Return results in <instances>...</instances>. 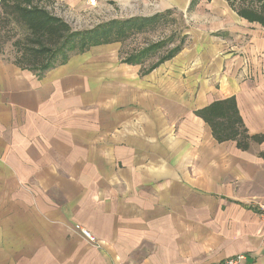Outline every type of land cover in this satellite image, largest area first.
<instances>
[{
  "label": "crops",
  "instance_id": "1",
  "mask_svg": "<svg viewBox=\"0 0 264 264\" xmlns=\"http://www.w3.org/2000/svg\"><path fill=\"white\" fill-rule=\"evenodd\" d=\"M212 32L144 72L127 38L0 57V264H264V30Z\"/></svg>",
  "mask_w": 264,
  "mask_h": 264
},
{
  "label": "rangeland",
  "instance_id": "2",
  "mask_svg": "<svg viewBox=\"0 0 264 264\" xmlns=\"http://www.w3.org/2000/svg\"><path fill=\"white\" fill-rule=\"evenodd\" d=\"M102 2L107 7L100 12ZM15 4L24 11L43 9L47 15L61 19L67 26L50 35H40L38 31L32 30L41 29L23 25L21 17L18 16L21 9L18 11L14 8ZM88 4L85 9L74 10L52 0L2 1L0 57L19 67H34L33 70L40 71L39 67L52 59V50L71 31L88 29L114 18L155 15L157 17L142 23V28L130 31L118 50V58L121 60L143 61L144 72L151 65H158L165 60L162 58L175 47H188L193 41L213 43L217 41L215 37L221 36L218 32L204 35V30H264V0H96L94 4L90 5L89 1ZM248 15L255 20L247 18ZM50 29H53L51 25ZM226 42L229 43V40ZM78 52L81 51H74ZM61 58V55H57L54 59L59 61ZM4 213H0V217L5 218ZM14 234L16 237L18 232L15 231ZM94 237L95 240L88 243L99 245L98 237Z\"/></svg>",
  "mask_w": 264,
  "mask_h": 264
},
{
  "label": "trees",
  "instance_id": "3",
  "mask_svg": "<svg viewBox=\"0 0 264 264\" xmlns=\"http://www.w3.org/2000/svg\"><path fill=\"white\" fill-rule=\"evenodd\" d=\"M2 1L4 2L5 0H0V4ZM14 8H17L18 11L21 9L20 7H17L16 4ZM20 13L21 14H19L18 16L21 17V20L23 21V25H27L29 28L41 29V30H32L34 32L38 31L37 33L40 35H50L52 33H55L57 29H60L61 27L64 28V26H67L64 23V21H61V19L47 15L45 10L43 9H36L33 11L32 10L24 11L21 9ZM154 17L157 16L155 15H153L152 17L133 16L124 19L114 18L107 21H102L97 25L88 29L71 31L67 35L61 34L65 36L61 41L60 45L52 50L51 53L52 59L48 60L43 65H41L39 69L40 71H44L55 64L64 63L68 59L71 52L73 53L75 50L84 51L85 49L93 45L120 41L121 39L127 37L130 31L136 28H142L143 27V26L141 27L142 23ZM247 18H249L250 20H255L254 17H251L249 15L247 16ZM50 25L51 27H53V29H50ZM179 49L180 47H175L162 59H166L173 56ZM57 55H61L62 57L59 61H55L54 59ZM125 61L128 63H135L140 60L125 59ZM33 68L34 67L32 68L30 67V69Z\"/></svg>",
  "mask_w": 264,
  "mask_h": 264
},
{
  "label": "built area",
  "instance_id": "4",
  "mask_svg": "<svg viewBox=\"0 0 264 264\" xmlns=\"http://www.w3.org/2000/svg\"><path fill=\"white\" fill-rule=\"evenodd\" d=\"M90 2V5L94 4L96 0H88ZM259 218L261 222L264 224V207L261 208L259 211ZM74 229L79 232V234L85 238L86 240L93 242L95 240L94 235L91 231H89L87 228L81 226L80 224H75ZM247 256L244 253H238L234 256H230L226 259H224L220 264H248Z\"/></svg>",
  "mask_w": 264,
  "mask_h": 264
}]
</instances>
